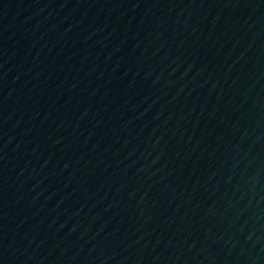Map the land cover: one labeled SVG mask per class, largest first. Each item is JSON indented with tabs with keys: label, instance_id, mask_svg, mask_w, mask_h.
Wrapping results in <instances>:
<instances>
[{
	"label": "water",
	"instance_id": "water-1",
	"mask_svg": "<svg viewBox=\"0 0 264 264\" xmlns=\"http://www.w3.org/2000/svg\"><path fill=\"white\" fill-rule=\"evenodd\" d=\"M0 264H264V0H0Z\"/></svg>",
	"mask_w": 264,
	"mask_h": 264
}]
</instances>
